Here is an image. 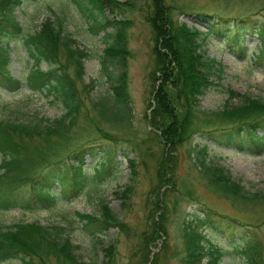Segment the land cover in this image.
I'll return each instance as SVG.
<instances>
[{
  "label": "trees",
  "instance_id": "1",
  "mask_svg": "<svg viewBox=\"0 0 264 264\" xmlns=\"http://www.w3.org/2000/svg\"><path fill=\"white\" fill-rule=\"evenodd\" d=\"M22 1L0 0V38H14L22 32L23 28L13 13ZM73 1L81 13L91 19L93 30L102 31L104 40L99 55L100 72L105 76L110 90L91 101L93 110L99 118L109 122H123L128 115L129 99L124 30L117 25L120 22L118 19L108 18L104 12L119 10L124 2ZM175 8L174 4L166 0H150L147 13L153 39V66L149 74L153 81H157L156 87L152 89L148 123L158 130L153 131L163 143L164 153L155 167L157 184L148 190V210L155 209L158 213L148 229L142 231L140 237L144 239L147 236L143 232H148V237L156 230L165 232L164 222L175 211V203L168 198L160 199L158 194L166 191L174 198L186 195L181 191L180 184L172 181L173 152L177 145L188 140L193 133L201 132L207 138L231 144L240 150L255 153L264 151L263 98L226 89L228 98H237L236 105L231 104L227 98L221 109L214 112H202L198 108V96L212 83L210 76H217L219 71V63L205 55L201 48L204 40L211 36L222 40L228 48L241 50L245 37L254 36L259 44L260 53L257 58L263 60L264 24L251 15L228 19L206 11L190 12L204 26L198 29L173 17ZM52 12L45 17L39 29L23 35L28 52L34 60V67L21 80L10 74L6 47L0 44V86L17 89L24 84L45 89L60 99L65 108L53 120L40 117L35 122L27 123L0 118V208L3 209L15 205L27 206L29 201L34 200L32 197L50 204L58 201L61 195H77L88 180L101 182L120 162L110 148L102 147L90 135H86L83 142L62 152L78 119L91 120L95 129L98 123L92 121L87 110L81 109V97L92 86L89 81L80 80L81 60L87 53L76 47L75 38L64 27L63 16L54 10ZM62 54L67 60L61 59ZM41 60L49 65L46 69L38 66ZM70 64L78 73L70 72ZM257 127L261 128V133L255 131ZM102 137L115 140L104 131ZM98 151L94 161L96 164L90 163L92 173L88 175L83 156L95 155ZM120 153L134 174L132 158L128 157L126 151L121 150ZM192 154L191 165L207 180V186L218 194L239 202L241 206L264 202V190H242L223 167L205 160L202 148ZM25 185L29 190L24 193L22 187ZM154 196L155 201L151 199ZM99 207V215L75 211L81 221V229L93 239L97 233L104 232L110 226H120L119 219L103 198L99 200ZM232 220V217L206 207L189 213L180 228L182 264H218L215 247L209 243L205 249L202 243L207 241L202 230L218 232L230 238V230L239 228ZM67 229L64 223H0V264H9L6 261L11 258H18L19 264H49L48 256L51 254L70 263L81 264L75 251L76 244L71 241ZM240 236L244 239L243 244L235 246V250L242 256L243 264H264V240H258L248 230H244ZM103 251L110 258V246L103 247Z\"/></svg>",
  "mask_w": 264,
  "mask_h": 264
},
{
  "label": "rangeland",
  "instance_id": "2",
  "mask_svg": "<svg viewBox=\"0 0 264 264\" xmlns=\"http://www.w3.org/2000/svg\"><path fill=\"white\" fill-rule=\"evenodd\" d=\"M116 1L124 4L118 8L119 10L111 13L105 10L104 13L108 18L118 19L120 22L117 25L122 26L124 30L129 99L128 115L123 122H109L97 117L91 105V101H95L110 90L105 76L100 72L99 55L104 40L102 31L93 30L90 26L91 19L81 13L76 3L73 0H24L13 10L16 20L23 28L22 32L14 38H0V44L6 47L7 67L11 75L21 80L34 67V60L28 52L23 35L25 32L39 29L45 17L53 13L52 10L63 16L64 27L75 38L76 47L87 53L81 60L80 80L89 81L92 86L81 97V109L88 111L87 114L92 117V121L98 123V128L95 129L90 123L91 120L78 119L62 152L68 151L76 143L83 142L86 135H90L92 140L100 143L102 147L110 148L120 162L116 163V169L110 171L101 182L88 180L77 195L69 197L61 195L58 201L50 204H44L42 200L32 197L34 200L29 201L27 206L0 208V223L38 221L47 225L66 224L71 241L76 244L75 251L81 264H182L180 258L183 253L180 235L182 221L189 213L206 207L232 217V223L239 228L230 230V238L203 229L202 233L207 239L202 242L205 249L209 243L215 247V251L218 252V264H243V258L235 250V246L243 244L244 239L240 235L244 230L251 232L258 240H264V202H252L253 204L241 206L239 202L218 194L207 186V180L191 165L192 153L202 148L205 160L223 167L242 190L263 192L264 151L255 153L240 150L231 144L207 138L201 132L193 133L188 140L177 145L173 152L172 181L180 184L181 191L186 195L174 198L170 192L158 194L160 199L168 198L175 203V211L171 212L164 222L165 232L156 230L150 237L146 235L148 232H143L147 239L140 237L142 231L148 229V225H151V221L158 213L155 209L148 210L150 203L148 190L157 184L155 167L159 157L164 153L163 143L153 131L158 130L148 123L152 89L157 84L149 74L153 66L151 50L153 39L147 20L150 0ZM166 1L176 6L173 17L184 20L187 25L192 24L198 29H203L204 26L198 23L190 12L206 11L228 19L251 15L264 24V0ZM108 30L112 31V28L108 27ZM201 48L205 55L213 57L219 63L218 75L210 76L212 83L198 96V108L202 112L221 109L228 98L226 89L264 99V59L257 58L260 52L256 37L247 35L242 49L235 50L228 48L222 40L208 36ZM61 59L67 60L64 54L61 55ZM38 66L46 69L49 65L41 60ZM69 70L74 74L76 68L70 64ZM228 99L233 105L238 103L237 98ZM64 110L60 99L45 89L32 88L24 84L17 89L0 86V118L30 123L40 117L53 120ZM103 131L115 140L102 137ZM255 131L261 133V128L257 127ZM121 150L126 151L128 157L132 158L134 174L131 173L128 162L122 157ZM98 154L99 151L95 155L83 156L84 168L88 175L92 173L90 163L96 164L94 161ZM1 158L0 153V160ZM28 190L26 185L22 187L24 193ZM101 198L119 219L120 226H110L104 232L97 233L93 239L81 229V221L75 215V211L99 215ZM151 199L155 201V196ZM107 246H110V258L103 251V247ZM6 262L19 264L20 260L11 258ZM48 263L75 264L52 254L48 256Z\"/></svg>",
  "mask_w": 264,
  "mask_h": 264
}]
</instances>
